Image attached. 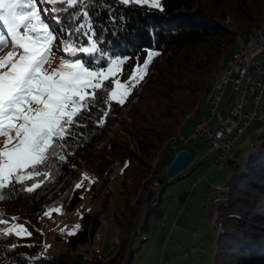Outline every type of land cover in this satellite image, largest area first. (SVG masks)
Listing matches in <instances>:
<instances>
[{
  "label": "trees",
  "instance_id": "1",
  "mask_svg": "<svg viewBox=\"0 0 264 264\" xmlns=\"http://www.w3.org/2000/svg\"><path fill=\"white\" fill-rule=\"evenodd\" d=\"M37 3L42 14L52 7L40 0ZM161 3L163 11L147 5L124 6L118 0H97L89 9L101 40L99 46L107 54L93 67L106 68L109 58L126 57L123 75L114 77L124 82L149 52L159 54L153 56L144 79L130 88L123 105L112 102L108 108L97 103L91 118L83 121L85 126L76 129L75 138L68 141L67 159L55 163L50 179L36 178L43 180L41 187L31 193L21 186L14 192L4 191L6 199L0 201V213L8 223L0 229L23 224L32 235L0 236V264H135V254L145 252L152 234L151 216L162 201L165 187L175 181L166 183L165 170L159 168L160 152L175 142L182 127L205 101L209 102L215 79L230 58L236 38L245 39L264 26V0ZM44 19L60 35H64L62 29L76 26L70 24L67 13L49 11ZM80 40L86 38L81 35ZM56 53L65 57L64 52ZM79 58L92 62L83 53ZM101 109L108 112L102 125L98 123ZM124 111V118L118 120ZM115 123L118 129L107 136ZM100 142L104 144L96 147ZM250 142L258 146L247 157L238 148L230 151L224 163L230 171L228 181L203 198V207L208 208L217 232L212 264H264V132ZM181 149L185 147L173 151L172 159ZM116 167L124 175L120 184L124 204L123 210L112 216L115 243L107 247L106 254L91 251L86 255L82 250L92 244L109 206L107 184ZM186 175L185 171L177 178ZM159 177L166 185L154 189L153 180ZM78 183L83 186L76 188ZM85 198L100 208L85 212L75 234L65 235L64 252L45 256L46 235L41 230L44 213L73 210ZM13 244L17 247L12 248Z\"/></svg>",
  "mask_w": 264,
  "mask_h": 264
},
{
  "label": "snow or ice",
  "instance_id": "2",
  "mask_svg": "<svg viewBox=\"0 0 264 264\" xmlns=\"http://www.w3.org/2000/svg\"><path fill=\"white\" fill-rule=\"evenodd\" d=\"M118 2L164 10L161 0ZM40 3L52 7L42 14L37 0H0V25L6 29V35H0V50L9 38L12 44V50L0 56V201L6 199L5 190L14 192L21 186L31 193L41 187L43 180L36 178L50 179L55 163L67 159L68 141L75 138L76 129L85 126L83 121L91 118L97 103L108 108L112 102L123 105L131 94L129 84L114 78L123 75L128 58H109L106 68L92 66L107 55L99 46L101 40L89 12L97 0ZM49 11L67 13L70 24L76 26L62 29L64 35L54 32L44 19ZM81 20L84 23H79ZM81 35L86 38L83 42ZM57 51L65 53L59 63L53 59ZM81 53L92 62L79 58ZM158 54L149 52L143 64L136 65L129 78L131 87L144 79L153 56ZM107 115L101 109L98 123L102 125ZM28 181L34 182L27 185ZM82 186L78 183L75 187ZM7 223L0 213V225ZM11 235L32 233L23 224L0 229V236Z\"/></svg>",
  "mask_w": 264,
  "mask_h": 264
},
{
  "label": "rangeland",
  "instance_id": "3",
  "mask_svg": "<svg viewBox=\"0 0 264 264\" xmlns=\"http://www.w3.org/2000/svg\"><path fill=\"white\" fill-rule=\"evenodd\" d=\"M46 19L48 18L46 17ZM0 35H6V29L3 25H0ZM8 47L11 51L10 38L9 43L0 50V56L9 52L6 50ZM61 58L63 56L57 53L53 57L56 63H59ZM129 78L123 83H126ZM130 88L133 87L130 86ZM232 95V86L229 84L224 91L219 108L226 105ZM262 106L264 109V97ZM210 107L209 102L205 101L201 110L188 120L181 129L183 138L188 139L184 147L191 154L190 165L186 170L187 175L180 178L175 177L173 179L175 181L165 187L162 201L151 216L152 234L151 239L146 244L147 251L145 250L146 253L141 251L135 254V264H212V246L217 232L212 224V218L209 217L208 208L203 207V198L209 196L213 189L222 188L229 179L230 171L226 166L223 169L215 170L203 183L190 189L199 177L206 174L208 167L214 161L215 152H207L201 158L206 145L189 139L193 126L201 117L208 115ZM125 111L119 114L118 120L124 118ZM214 124L215 119L211 122L212 126ZM258 127H264V112L263 119L261 121L254 120L246 134L236 141L235 148L239 149L241 155L247 157L255 146H258V143L252 145L250 142V137L254 138L253 132ZM117 129L118 124H113L108 130L107 136H112ZM119 133L123 134V131L119 130ZM2 143L3 138H0V144ZM103 144L104 142H100L96 147ZM172 148L173 146L169 144L166 149L160 152V169L165 170L171 163ZM230 154L231 152H228L226 156H230ZM199 159L200 162L190 169ZM123 178L124 175L120 167H116L110 174L107 184L109 206L102 214V225L99 227L100 230H97L92 244H90L92 245V253L102 251L103 254H106L108 252L107 247L110 249L115 243L116 231L112 216L118 215L123 210L124 203L120 194V184ZM165 180L169 181L170 178L165 177ZM99 208L97 202H91L89 198H85L73 210L58 209L49 212V215H44L41 219V230L46 235L44 255L54 256L64 252L66 249L63 240L65 235L75 232L81 227V218L85 212L92 213ZM165 217L167 218L165 219ZM164 221H166L165 225H163ZM106 222L108 223L107 227ZM172 222L176 223L175 227H171ZM157 232L161 233L158 234ZM56 236H59L60 239L58 240ZM179 246L182 247V250L178 249ZM191 247L201 249L191 251ZM186 252L188 255L184 257Z\"/></svg>",
  "mask_w": 264,
  "mask_h": 264
},
{
  "label": "built area",
  "instance_id": "4",
  "mask_svg": "<svg viewBox=\"0 0 264 264\" xmlns=\"http://www.w3.org/2000/svg\"><path fill=\"white\" fill-rule=\"evenodd\" d=\"M231 84L233 95L230 101L219 108L225 89ZM264 97V35L242 38L235 57L231 60L210 100L207 116L196 122L189 139L206 145L204 153L215 152L214 161L205 175L198 178L190 189L203 183L213 171L223 169L226 153L230 152L236 141L244 136L254 120L263 119L262 99ZM215 119L214 126L211 122ZM260 133V127L254 130L253 137ZM252 138V137H250ZM188 139L181 138L173 151L184 146ZM157 182L154 185V189ZM167 217H165L166 219ZM166 221H164V224ZM176 223L172 222L171 227ZM186 255V253H185Z\"/></svg>",
  "mask_w": 264,
  "mask_h": 264
},
{
  "label": "water",
  "instance_id": "5",
  "mask_svg": "<svg viewBox=\"0 0 264 264\" xmlns=\"http://www.w3.org/2000/svg\"><path fill=\"white\" fill-rule=\"evenodd\" d=\"M191 160V154L186 149L179 150L174 158L172 159L171 163L164 171V176L170 178V180L166 183H170L173 179L181 174H183L189 167ZM157 185H161L162 187L166 185L163 183V178L159 177L156 179ZM145 216H143L140 225L143 223Z\"/></svg>",
  "mask_w": 264,
  "mask_h": 264
},
{
  "label": "bare ground",
  "instance_id": "6",
  "mask_svg": "<svg viewBox=\"0 0 264 264\" xmlns=\"http://www.w3.org/2000/svg\"><path fill=\"white\" fill-rule=\"evenodd\" d=\"M263 35H264V26H262L260 29L256 30V31L253 32L252 34H250L247 38H253V37H255V36H263ZM240 40H241V37H237V38H236L235 46H234V49H233V51H232V53H231L230 58L226 61L224 68L222 69V71L219 73V75H218V76L216 77V79H215V82H214V84H213V88H212V92H211V95H210V97H209V104H210V100L214 97V93H215V89H216V87H218V86L220 85V83H221V78L223 77V74L225 73L226 68L228 67L229 63H230L231 60L235 57L236 53H237L238 50H239V47H240ZM6 50H7V51H10V47H8ZM136 83H137V82H135V84H136ZM126 84H129V86H131L129 80L126 81ZM202 118H204V117H202ZM200 119H201V118H200ZM200 119H199V120H200ZM199 120H198V121H199ZM195 125H196V123H195ZM195 125H194V126H195ZM194 126H193V128H194ZM261 132H264V127H260V133H261ZM170 145L174 147L173 141L170 143ZM155 183H156V179L153 180V186L155 185ZM91 248H92V245H88V246H86L85 248H83L82 253H84V254H86V255H89L90 252H91Z\"/></svg>",
  "mask_w": 264,
  "mask_h": 264
},
{
  "label": "crops",
  "instance_id": "7",
  "mask_svg": "<svg viewBox=\"0 0 264 264\" xmlns=\"http://www.w3.org/2000/svg\"><path fill=\"white\" fill-rule=\"evenodd\" d=\"M177 138V139H176ZM176 145H179L180 144V141H181V138H183V135H181V132H180V135L178 137H176ZM174 146H175V142L173 143ZM100 230V229H99Z\"/></svg>",
  "mask_w": 264,
  "mask_h": 264
}]
</instances>
